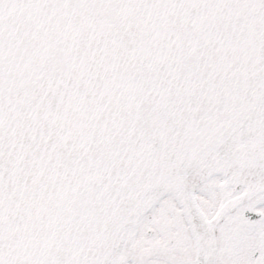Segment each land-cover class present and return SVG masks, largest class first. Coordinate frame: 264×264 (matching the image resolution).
<instances>
[{"label": "snow or ice", "instance_id": "obj_1", "mask_svg": "<svg viewBox=\"0 0 264 264\" xmlns=\"http://www.w3.org/2000/svg\"><path fill=\"white\" fill-rule=\"evenodd\" d=\"M0 264H264V0H0Z\"/></svg>", "mask_w": 264, "mask_h": 264}]
</instances>
